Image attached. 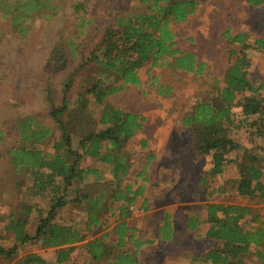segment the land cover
<instances>
[{
	"label": "trees",
	"instance_id": "obj_1",
	"mask_svg": "<svg viewBox=\"0 0 264 264\" xmlns=\"http://www.w3.org/2000/svg\"><path fill=\"white\" fill-rule=\"evenodd\" d=\"M136 1L135 10L113 16L114 22L90 52L86 65L92 64L98 79L91 89L79 95L76 107L67 101L70 84L64 83L62 103L52 107L49 113L57 126L58 137L51 140L49 128L35 123L33 118H23L16 124L23 144L0 155L10 165L12 174L19 177L15 189L22 196L29 194L48 205L46 210L35 204L23 206L6 217L4 231L13 234L14 244L6 250L0 247L3 264H48L35 252L21 255V247L53 249L52 264H77L71 262V255L75 246L83 243L91 260L88 264H138L137 254L125 250L124 243L127 239L136 251L142 245L135 235L131 238L127 234L126 222L141 189L133 191L132 185L122 186L133 165L125 146L141 131L143 119L111 106L106 99L125 85L139 86L138 71L144 66L150 64L155 68L170 58L176 70L201 74L195 56L175 48L171 26L185 23L198 6L210 0ZM87 2L71 6L82 28L92 19H86L90 7ZM258 2L264 4V0ZM0 9L10 14L13 28L23 31L24 22L35 16L56 17L61 7L55 0H0ZM83 32L79 30L77 37H83ZM249 42L252 41L247 34H228L230 62L223 86L215 84L214 88L218 104L196 102L182 118V126L191 133L194 152L211 158V167L201 183L221 177L225 168L234 163L238 180L230 190L248 201L246 206H206L205 238L210 248L201 257L192 258L190 264H247L250 257L255 264H264V158L251 155L252 151L247 152L232 138L234 133L242 131L264 138V84L254 86L248 79L249 52L264 54V37ZM69 45L72 43L64 47L67 49ZM232 46H239V50ZM66 49L53 56L56 67L66 59ZM117 84L121 85L117 87ZM87 97L94 99L100 111L98 118L87 112ZM233 109H240L239 116H234ZM72 136L78 138L75 148H72ZM237 152H243L241 161L230 160V154ZM87 160L91 166H81ZM27 175L30 185L23 178ZM91 176L95 179L87 181ZM83 185L101 188L97 193L83 192ZM70 196L73 198L69 200ZM69 203L78 205L86 214L81 224L84 227L60 219L59 213ZM120 203V224L113 231L118 245L104 243L105 237L88 242L93 229L104 222L105 214ZM32 215H35L34 229L29 232L28 220ZM188 228L197 230L198 221L189 220Z\"/></svg>",
	"mask_w": 264,
	"mask_h": 264
},
{
	"label": "rangeland",
	"instance_id": "obj_2",
	"mask_svg": "<svg viewBox=\"0 0 264 264\" xmlns=\"http://www.w3.org/2000/svg\"><path fill=\"white\" fill-rule=\"evenodd\" d=\"M55 1L61 7L59 15L42 18L35 16L24 22L23 31L13 28L10 14L0 9V155L23 144L16 130L17 122L23 118H33L35 123L49 128L52 132L51 140L58 137L57 126L49 113L52 107L61 105L64 83L70 84L67 101L76 107L79 95L91 89L98 79L92 64L86 65L90 52L100 42L105 29L114 22L116 17L113 16L137 7L136 0H86L90 5L87 7L89 15L86 19H92L82 28L71 6L85 0ZM256 12L247 0H215L203 5L185 23L171 26L175 35V48L183 54L194 55L196 67L200 68L198 72L201 74L176 70L174 60L170 58L155 68L150 64L144 66L138 71L141 80L139 86L125 85L119 93L106 99L111 106L143 118L146 123L145 133L155 131L154 139L158 140L155 146L158 145L162 157L159 164L161 167L168 166L170 171L166 182L159 185L161 178L156 177L155 172L161 167L150 170L154 191L155 188L162 191L161 194L157 193L156 198L155 193L152 195L151 192L153 200H149L152 203L149 207L177 211L174 219L177 229L183 231L180 250L184 256L201 257L210 248L205 238L207 205H248L246 199L230 190L238 180L237 165L234 163L225 168L221 177L201 183L211 167V158L194 152L191 133L182 126V118L196 102L218 104L215 84L223 86L224 74L230 62L226 31L229 29L232 34L240 31L264 37L263 10L260 9L257 15L252 16ZM79 30L84 31L83 37H77ZM69 43L72 45L66 49L64 46ZM232 48L239 50V46ZM61 49H66V59L61 62V66L56 67L52 61L53 56L61 52ZM249 61L252 63L249 69L250 82L254 86L264 84V54L249 52ZM120 85L117 84V87ZM87 98V112L98 118L100 111L94 99ZM233 114L239 116L240 109H233ZM141 134L125 146L134 162L130 177L132 185L145 166L146 152L139 145L143 138ZM232 138L247 152L252 151L251 155L264 158V138L260 139L244 131L234 133ZM77 142L78 138L72 136V148L76 147ZM242 154L232 153L229 158L241 161ZM81 166H91V163L87 160ZM11 170L8 162L0 158V247L5 250L14 244L13 234L4 231V221L12 211L33 204L44 210L48 208L45 200L31 198L29 194L22 196L15 189L19 177L14 176ZM23 178L26 179L25 184L30 185L29 176ZM82 187L83 192L92 193L99 192L101 188L97 185ZM72 198L70 196L69 200ZM132 209L135 226L144 228L146 221L153 220L145 215L146 211L139 204ZM59 217L65 223L82 224L85 215L81 207L69 203L59 213ZM34 219L35 215H32L28 220L29 232L34 229ZM191 219L198 221L195 232H187L185 229L187 220ZM20 249L21 255L35 252L51 258L48 250L41 251L35 247ZM157 250H143L140 255L142 264H150V256L161 254L163 248ZM174 251L166 250L157 258L158 264H168L166 262L179 257V253ZM255 263L253 257L247 260V264Z\"/></svg>",
	"mask_w": 264,
	"mask_h": 264
},
{
	"label": "crops",
	"instance_id": "obj_3",
	"mask_svg": "<svg viewBox=\"0 0 264 264\" xmlns=\"http://www.w3.org/2000/svg\"><path fill=\"white\" fill-rule=\"evenodd\" d=\"M213 1L215 0H210L206 4L213 3ZM258 1L259 0H247V3L248 5L251 6V9L257 11L256 13H252V16H254L255 14L257 15L260 9L263 10V14H264V4H259ZM202 6L203 5L198 6L197 10ZM194 14L190 16L188 20L191 19L194 16ZM242 33L247 34L249 36V41H252V42L256 38L258 39L262 37L261 35H256V34L249 35L246 32H240V31H237L235 34H232L229 29H227L225 36L227 37L228 34L231 36H236ZM252 42H249V43L251 44ZM248 79H249V76H248ZM145 124L146 123L144 122L142 123L141 131H139L135 136L137 137V135H140V133H142L141 135L143 136L142 140H140L139 142V145L146 152V157L144 159V162H145L144 170L142 171V173L137 175V180H135L132 185L130 181L131 169H132L131 168L122 187H127V185H132L133 191H139V189H141L139 193V197L137 198L135 202V205L139 204L140 206H142L143 210L146 211L145 215L147 217H151L153 220L146 221V223L143 226L144 228H140L133 224L134 220L132 219V215L128 220H126V222L128 223L127 225L128 233L127 234L131 238H134V235H135V239L140 240L142 245L136 251L135 248L131 246V243L126 242L127 241L126 239L124 243V246L126 247L125 250H130V253L137 254L138 264H142L140 255L143 252V250L146 249V250H150V251L153 250L157 252L158 251L157 249L161 247L163 248V251L161 254L156 253L154 256H150L149 258L151 262L150 264H158L159 260H157V258L163 255V253L169 249L175 250L174 252L179 253L180 256L177 257L175 260H172V262H166V263L168 264H190L189 261H191V259L196 256L192 255V257H190L188 255L187 256L182 255V253L184 254V252L180 250L181 249L180 243L182 242L181 233H183V231L177 229V226L175 225V219H174V217L177 216V211L175 212L174 209H171L169 211V210H165L161 208L152 209L149 207L152 204V203H149V200H153L152 199L153 193H155L154 198H156L157 193L160 192L161 194V191H162V190L160 191L157 190L158 188H155L156 190L154 191L153 186H152L154 185V182L150 174L151 173L150 170L153 167L154 168L161 167L159 163L162 157L160 155L161 153L159 151L158 145L155 146V141L158 142V140L154 139L155 135L153 134L155 131H150V132L145 133V130H144ZM150 136L152 138H150ZM131 162L132 164L134 163L132 160ZM96 169H100V167H96ZM158 169H157L158 171L155 172V176L161 178L159 179V185H161L163 182H166V178L169 177L168 173L170 169L168 166L161 167ZM94 179L95 178L91 176L90 178H87V181H91ZM151 192H152V195H151ZM120 206H122L121 203L116 205L113 209H111L108 213L105 214L106 217L104 219V222H102V224L97 229H93L92 233L90 234L88 238V242L105 237V239H103L104 243L112 244L114 246L118 245V239L117 237L114 236L113 231H114V228H116V226L120 224L119 222V216H121V212L119 208ZM85 217H86V214H85ZM187 222H189V220H187ZM80 226L84 227V225H81V224ZM185 229L187 230V232L191 231L188 228V224L186 225ZM134 231H135V234L133 233ZM195 231L196 230L191 231V232H195ZM141 232H143L144 235H142ZM85 244L86 243L75 246L74 252L71 255V262H76L77 264H88L91 261L85 252ZM123 248L121 247L120 249H123ZM47 252L51 253V258H45L41 253H37V254L42 256L48 264H52L55 258V250L50 249ZM75 252H77V256H75Z\"/></svg>",
	"mask_w": 264,
	"mask_h": 264
},
{
	"label": "built area",
	"instance_id": "obj_4",
	"mask_svg": "<svg viewBox=\"0 0 264 264\" xmlns=\"http://www.w3.org/2000/svg\"><path fill=\"white\" fill-rule=\"evenodd\" d=\"M132 210H133V209L131 208V209H130V212H131Z\"/></svg>",
	"mask_w": 264,
	"mask_h": 264
}]
</instances>
